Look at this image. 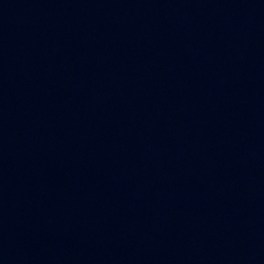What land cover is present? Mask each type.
<instances>
[{
  "label": "water",
  "instance_id": "obj_1",
  "mask_svg": "<svg viewBox=\"0 0 264 264\" xmlns=\"http://www.w3.org/2000/svg\"><path fill=\"white\" fill-rule=\"evenodd\" d=\"M0 264H264V0H0Z\"/></svg>",
  "mask_w": 264,
  "mask_h": 264
}]
</instances>
